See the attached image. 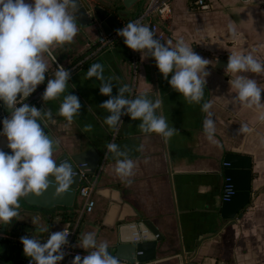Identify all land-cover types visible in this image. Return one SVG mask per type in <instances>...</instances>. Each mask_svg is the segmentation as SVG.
I'll return each instance as SVG.
<instances>
[{"label":"crops","instance_id":"0c3cea01","mask_svg":"<svg viewBox=\"0 0 264 264\" xmlns=\"http://www.w3.org/2000/svg\"><path fill=\"white\" fill-rule=\"evenodd\" d=\"M195 1L173 0L171 16L161 20L160 25L165 33L161 42L172 41L174 46L183 39L210 62L201 103L185 101L164 79L155 59L150 56L142 59L141 53L129 49L123 39L106 47L71 75L65 93L58 99L45 102L41 97L35 102L38 109L51 110L53 114L54 122H43L59 142L60 151L53 158L60 154H87L84 164L89 171L97 170L107 150L106 143L112 141L116 130L104 123L109 113L99 107L109 97L100 94L101 81L85 78L94 63L103 65L105 80L111 79L113 83V96L118 94L120 86L127 84L132 89L131 95L126 94L130 99L137 95L160 99L158 115H163L169 127L178 131L167 140L156 133L145 134L138 129L140 120L125 115L113 142L126 150L128 158L135 163L131 184L128 178L117 175L118 158L109 152L95 189L96 205L91 213L84 211L82 184L71 206L59 204L65 201H58L45 190L30 198L32 204L28 208L36 210V214L21 213L25 202L24 198L20 199V215L9 223L18 233L7 232L5 237L21 241L27 235L43 242L53 231L72 228L74 255L67 259V264H72L76 255H88L78 246L82 234L94 232L98 242L111 246L119 237H135L141 232L139 224L150 221L164 240L159 243L155 261L146 264H264V120L260 119L264 107L249 108L234 102L236 93L229 83L232 74L226 72V66L217 65L220 60L228 63L231 52L251 53L264 63V0H206L210 6L207 10L197 8ZM124 9L128 20L139 14V6ZM76 23L79 31L73 42L55 46L50 54H45L48 64L45 82L54 78L58 66L67 69L83 59L103 32L97 26ZM230 24L236 27V37L229 32ZM244 75L264 88V73ZM67 94L78 96L82 105L70 125L58 115ZM205 102L212 105L216 143L209 142L203 131L206 114L201 106ZM0 111H4L2 101ZM241 124H247L251 132L239 133ZM0 150L11 152L4 136H0ZM228 155H243L252 160V202L234 223L221 215V194L227 178L224 163ZM233 181L236 186L234 178ZM41 228L49 232H41ZM130 230L136 232L131 234Z\"/></svg>","mask_w":264,"mask_h":264},{"label":"clouds","instance_id":"9594fccd","mask_svg":"<svg viewBox=\"0 0 264 264\" xmlns=\"http://www.w3.org/2000/svg\"><path fill=\"white\" fill-rule=\"evenodd\" d=\"M77 11V0H0V101L10 110V115L2 121L0 136L6 137L7 148L11 150L10 153L0 150V224L10 223L13 218L19 217L21 198L31 194L38 196L53 184L57 193H63L74 183L75 172L71 163L58 162L53 158L59 142L44 131L45 120L54 122L52 111L38 109L24 100L45 82L48 71L45 54H50L55 46L73 42L76 37L79 31ZM228 27L230 34L236 37L235 25ZM116 32L129 49L141 53L142 59L153 57L164 79L168 80L173 90L182 94L185 101L201 103L209 75L206 68L210 62L198 55L192 46L183 39L177 40L174 46L172 41L161 42L153 30L140 20L129 22ZM226 72L232 74L229 83L236 93L234 102L249 108L264 107V88L255 79L244 75L264 73V63L251 53L231 52ZM103 73V65L94 63L85 78L95 77L101 81L100 94L109 97L99 107L109 113L104 123L110 129L119 131L123 123L121 117L126 115L134 121L140 120L138 129L145 134L156 133L167 140L178 131L169 127L163 115H158L160 99H149L147 95L130 99L126 94L131 95L132 89L127 84L120 86L118 94L113 96V83L111 79L105 80ZM169 74H172L170 80ZM70 79V70L63 65L58 66L54 78L47 80L43 101L58 99L65 93ZM81 107L78 96L64 95L58 115L70 125ZM211 107L210 102L201 106V111L206 114L203 131L209 142L216 143V122L212 118ZM260 119L264 120V115ZM250 132L247 124H241L239 133ZM106 148L118 158L115 167L117 175L121 179L128 178L131 184L134 161L115 142L106 143ZM232 194L230 186L226 199ZM40 231L49 232L47 228ZM69 235L65 228L49 233L43 242L27 235L21 237L20 242L32 264H59L65 257L63 247L69 243ZM78 246L85 249L88 255H76L72 264H119V258L110 254L106 242L97 241L94 232L82 234Z\"/></svg>","mask_w":264,"mask_h":264},{"label":"water","instance_id":"95a60500","mask_svg":"<svg viewBox=\"0 0 264 264\" xmlns=\"http://www.w3.org/2000/svg\"><path fill=\"white\" fill-rule=\"evenodd\" d=\"M112 1V0H106ZM115 2H121L124 8L132 9L139 6V13L142 12V0H114ZM78 11L76 14V21L81 26H97L102 30L106 35L116 31L121 27L122 21L127 19L126 13H121L118 15L111 14L106 9L100 6H92L87 0H77ZM225 60H220L218 62V67L221 65L227 66ZM19 99V97H18ZM35 106V104L33 105ZM4 111L10 115V110L6 109L4 106ZM43 126V125H42ZM45 126V125H44ZM44 131L53 137L49 133L48 129L44 128ZM60 151V147L57 146L55 153ZM87 154H78L74 156H69L68 154H60L57 159L58 162L68 161L71 163L74 172L75 178L74 183L70 188L63 192L57 193L56 186L53 184L47 190L54 194V197L58 201H65V203H59L65 206H71L72 199H75L77 195L78 188L81 184L82 173H87L92 176L96 168H92L89 171V167H82ZM225 163H228L229 166L226 167L227 177H233L235 179V193L228 200L222 203L221 215L222 218L234 223L235 219L246 209L252 202V160L250 157L243 155H228L225 159ZM87 170V171H86ZM232 178V182L233 181ZM33 194L29 195L27 198H24V204L21 206V213L23 214H36V210H30L28 208L29 204H32L30 198ZM52 209L51 207H49ZM48 215V214H46ZM12 220V222H14ZM128 227L133 226V224H128ZM141 230L147 229L149 231L148 237L141 241L136 242L135 237L131 238H122L119 237L118 241L115 244L109 246V252L113 256L119 258V261H125L128 263L139 262V264H146L155 261L157 257V252L159 248V243L164 240L163 236L157 230V228L150 222L144 221V223L139 224ZM13 228L9 226V223L3 224L0 231V264H32L31 258L27 257L23 251L22 243H19L16 239H8L6 236L7 232H12ZM131 234H134L135 230H130ZM18 231L14 230L13 234H17Z\"/></svg>","mask_w":264,"mask_h":264},{"label":"built area","instance_id":"2783aa9c","mask_svg":"<svg viewBox=\"0 0 264 264\" xmlns=\"http://www.w3.org/2000/svg\"><path fill=\"white\" fill-rule=\"evenodd\" d=\"M172 3L173 0H143L142 12L139 13L132 20L122 21L121 27L119 29L126 26L129 22L140 20L143 24H146L151 30H153L156 38L162 41L165 39V33H163L161 29L160 21L167 19L169 16H171ZM195 3L197 8H200L201 10H207L210 8L206 0H196ZM119 39H123V38L119 37L116 31L110 33L109 35H106L104 32H101L98 41L92 48H90L89 53H87L83 59L79 60L78 62H76L67 69L70 70L71 75L74 72L79 71L80 69L84 68V66L94 57L98 56L101 52H103V50L106 47L113 45ZM46 86L32 93L26 100H24V102L28 103L29 105H34L35 102H37L42 97V94L44 93ZM6 116H9V114H7L5 111H0V131H2V127H3L2 121ZM123 117L124 116L121 117V120L123 119ZM117 133L118 131H115V134L113 135L111 142L114 141ZM108 155H109V151L107 149L102 158L99 168L92 176L88 175L87 173H82L81 176L82 185L80 188V196L85 201L84 211L87 213H91L95 208L96 202L94 200V193L98 184V180L102 172L104 171L105 168L104 166H106ZM81 166L85 167L86 164H83ZM228 166H229L228 163H224L225 168ZM230 186L232 188L233 194L226 199V196H228V189ZM234 193H235V186L232 182V178L227 177L223 188V192L221 194L222 203L228 201L234 195ZM67 230L70 232V235L68 237L69 243L63 247V251L65 252V257L62 261L59 262V264H67L68 257L74 255V253L71 250V243L75 236V230H73L72 228L71 230L70 228H67ZM57 231H63V230H57ZM57 231H53V232H57ZM148 232L149 231H147V229L141 230V232L136 234L135 241L138 242L143 239H146L148 237ZM119 264H139V262L137 261L135 263H128L125 261H119Z\"/></svg>","mask_w":264,"mask_h":264},{"label":"flooded vegetation","instance_id":"af4514ba","mask_svg":"<svg viewBox=\"0 0 264 264\" xmlns=\"http://www.w3.org/2000/svg\"><path fill=\"white\" fill-rule=\"evenodd\" d=\"M92 1H93V3L90 2V4L92 6H99L97 4L96 0H92ZM104 1H105V5H102L100 7L106 9L111 14L118 15V14H121V13L125 12V9H122V8L119 7L120 4H118V2H115L114 0L110 1V3H109V1H106V0H104Z\"/></svg>","mask_w":264,"mask_h":264},{"label":"trees","instance_id":"16d2710c","mask_svg":"<svg viewBox=\"0 0 264 264\" xmlns=\"http://www.w3.org/2000/svg\"><path fill=\"white\" fill-rule=\"evenodd\" d=\"M119 3H120V2H118V4H119ZM195 5H196V3H195ZM195 5H194V6H195ZM119 7L122 8V9H124V6H122V5H120ZM196 7H197V6H196ZM127 21H129L128 18H127ZM46 85H47V82H45V83H44V84H43L38 90L42 89V88L45 87ZM15 237H18V236H15ZM18 242L21 243L20 241H18Z\"/></svg>","mask_w":264,"mask_h":264},{"label":"rangeland","instance_id":"374dc122","mask_svg":"<svg viewBox=\"0 0 264 264\" xmlns=\"http://www.w3.org/2000/svg\"><path fill=\"white\" fill-rule=\"evenodd\" d=\"M97 1V4L99 6H102V5H105V1L104 0H96ZM91 3H93V1L90 0ZM130 14H131V11H130ZM134 88H135V85H134Z\"/></svg>","mask_w":264,"mask_h":264}]
</instances>
